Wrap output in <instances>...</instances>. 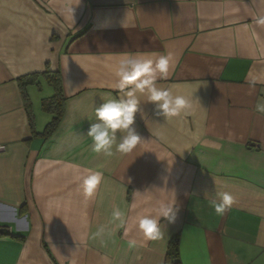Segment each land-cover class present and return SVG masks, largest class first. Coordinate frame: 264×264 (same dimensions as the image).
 I'll return each mask as SVG.
<instances>
[{"label": "crops", "instance_id": "1", "mask_svg": "<svg viewBox=\"0 0 264 264\" xmlns=\"http://www.w3.org/2000/svg\"><path fill=\"white\" fill-rule=\"evenodd\" d=\"M261 17L264 0H0V264H165L175 235L180 264H264V83H249L264 79ZM169 52L157 86L190 107L157 117L141 96L143 140L94 152L86 132L95 108L121 95L119 60ZM46 71L66 99L48 139L33 135L18 87ZM38 84L26 93L40 134L53 90ZM223 192L233 203L218 214L210 201ZM174 199L175 221L146 241L135 222Z\"/></svg>", "mask_w": 264, "mask_h": 264}, {"label": "clouds", "instance_id": "2", "mask_svg": "<svg viewBox=\"0 0 264 264\" xmlns=\"http://www.w3.org/2000/svg\"><path fill=\"white\" fill-rule=\"evenodd\" d=\"M264 25V17L257 20ZM173 62V54L152 57L147 54L125 55L115 67L117 78L115 87L121 95L102 103L94 110L95 123L89 125L86 135L92 140L94 152H105L111 155V149L116 144L121 153L131 152L143 139L137 133L135 127L136 114L139 112L140 97H145V103L151 104L153 115L170 118L180 115L190 107L191 99L184 95L174 94L169 88L157 86L158 79H167L169 69ZM250 86L264 83V79L253 77ZM259 111H264V105L258 106ZM126 133L120 137L117 144V133ZM102 173L95 172L83 179L84 191L91 195L95 187L100 183ZM233 203V196L228 192L218 194V200L210 201L211 206L218 214H222ZM178 206L173 202H162L154 214L141 216L135 222V227L143 235L146 241L161 239L164 230L161 221L173 223L176 219ZM113 216L120 218L122 213L114 209ZM135 241H130L134 245Z\"/></svg>", "mask_w": 264, "mask_h": 264}, {"label": "trees", "instance_id": "3", "mask_svg": "<svg viewBox=\"0 0 264 264\" xmlns=\"http://www.w3.org/2000/svg\"><path fill=\"white\" fill-rule=\"evenodd\" d=\"M42 78L52 88L53 95L47 99H44L41 103V109L44 113L52 116L50 122L45 126L42 133L38 134L33 131L34 128V116L32 113V107L30 100L27 96L26 89L29 86H38V80ZM18 87L22 100L24 102V109L28 118V122L34 136H40L44 139H48L52 133L56 130L60 124L65 108V97L62 91L61 79L58 72H43L41 74H31L24 76L18 80ZM179 239L178 235L171 238L165 257V264H180L179 262Z\"/></svg>", "mask_w": 264, "mask_h": 264}, {"label": "built area", "instance_id": "4", "mask_svg": "<svg viewBox=\"0 0 264 264\" xmlns=\"http://www.w3.org/2000/svg\"><path fill=\"white\" fill-rule=\"evenodd\" d=\"M4 231H6V229L4 228V227H2V226H0V233H4Z\"/></svg>", "mask_w": 264, "mask_h": 264}, {"label": "rangeland", "instance_id": "5", "mask_svg": "<svg viewBox=\"0 0 264 264\" xmlns=\"http://www.w3.org/2000/svg\"><path fill=\"white\" fill-rule=\"evenodd\" d=\"M45 87V83H43V88Z\"/></svg>", "mask_w": 264, "mask_h": 264}]
</instances>
